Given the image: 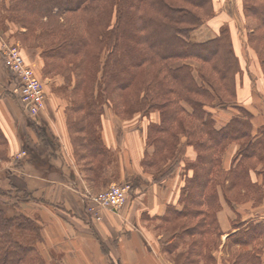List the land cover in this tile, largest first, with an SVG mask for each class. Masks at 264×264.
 I'll use <instances>...</instances> for the list:
<instances>
[{
  "label": "trees",
  "instance_id": "16d2710c",
  "mask_svg": "<svg viewBox=\"0 0 264 264\" xmlns=\"http://www.w3.org/2000/svg\"><path fill=\"white\" fill-rule=\"evenodd\" d=\"M243 1L247 15L264 26V0ZM10 3L8 17L25 30V35L41 40L45 45L42 55L49 64H68L80 71L74 91L86 84L87 95L76 102V111L83 115L75 118L71 127L83 133L79 142L90 157L99 159L95 172L108 159L99 133L104 110L98 108L97 100L102 94L117 114L112 95L121 96L134 88L128 112L148 115L160 111L159 121L150 122L147 128V142L154 151L147 153L143 165L155 167L157 181L172 176L182 160L185 172L192 171L182 188V209L169 206L167 215L201 216L207 232L215 230V225L218 229L219 188L231 206L240 203L229 193L234 189L243 192L246 201H262L263 186L253 176L264 174V128L255 133L253 113L235 103L242 69L228 29L222 26L215 38L205 42L192 39L194 31L215 16L214 0ZM254 34L255 30L250 37ZM263 35L260 38L264 41ZM143 67H147L145 73ZM215 109L233 111L229 122L220 128L212 111ZM43 132L53 142L49 131ZM181 143L194 147L195 159H185ZM233 143L239 144V149L231 167L225 169L223 156ZM33 152L29 150V154ZM4 193L8 195L0 189V195ZM40 231L31 217L19 214L9 218L0 211V264H48L35 246V238L30 244V234L38 238ZM203 233L198 231L199 236ZM235 241L242 242L239 238ZM197 249L202 255L204 246L198 244ZM190 258L189 254L185 264L193 262ZM245 260L256 264L254 257Z\"/></svg>",
  "mask_w": 264,
  "mask_h": 264
},
{
  "label": "crops",
  "instance_id": "0c3cea01",
  "mask_svg": "<svg viewBox=\"0 0 264 264\" xmlns=\"http://www.w3.org/2000/svg\"><path fill=\"white\" fill-rule=\"evenodd\" d=\"M227 2H230L229 8ZM214 7L215 16L203 26L204 31L198 30L197 34L213 35L219 32L223 21L231 22L240 13L239 0H214ZM242 65L237 101L253 113L254 131L258 133L264 128V103L256 106L254 101L264 98L262 77L254 64ZM0 104L3 107L0 109V128L8 149L6 158L0 161L4 169L11 171L9 176L16 181L15 187L27 189L33 194L31 201L26 204L31 206V218L41 228L38 238L34 237V244L48 264H171L159 254L158 245H155L148 232L151 230L148 223L150 219L163 218L169 206H173L176 211L182 209V188L187 175H192V171L185 172L184 160L172 176L162 181L155 180L141 165L145 152L154 151V147L147 143L146 127L143 130L135 128V125L121 128L112 112H107L101 121L99 133L108 159L101 164L98 172H95V168L100 165L98 158L91 161L93 166L90 170L79 171L71 165L70 150L66 143L70 134L65 111L53 109L50 102L47 104L52 111L49 110L51 123L56 127V138L50 132L52 129L49 131L53 142L43 132V129H47L45 126L37 128L44 140L42 146L47 153H51L49 157L45 150L42 153L41 146L39 154L34 149L33 154H29L9 103L0 97ZM212 111L217 128L228 123L233 115L231 110ZM55 139L58 148L51 145ZM132 144L140 151L136 153L134 147L135 151L130 155ZM238 149L239 144L233 143L225 152V169L231 167ZM185 150L186 159L196 158L193 147H185ZM132 170L136 174L133 176L134 182L130 184L129 206L117 213L95 204L92 197L98 191L107 189L111 184L125 183ZM253 178L263 186L260 203L249 201L231 206L219 188L221 208L218 220L222 230L221 246H225V249L222 247L214 253L218 264H233L230 259L238 248L243 253H254L256 264H264V174H254ZM238 217L243 221L241 226L233 225ZM253 231L256 233L252 234ZM234 238L242 242H236ZM249 239L251 241H247ZM242 264L250 263L244 259Z\"/></svg>",
  "mask_w": 264,
  "mask_h": 264
},
{
  "label": "rangeland",
  "instance_id": "374dc122",
  "mask_svg": "<svg viewBox=\"0 0 264 264\" xmlns=\"http://www.w3.org/2000/svg\"><path fill=\"white\" fill-rule=\"evenodd\" d=\"M10 2L11 0H0V97L5 98L9 103L8 105L11 114L18 126V130L23 138L25 147L29 150H36L35 152H37V154L40 153V146L42 148V153L43 150H45L42 146V142L44 140L43 137L40 136L41 133L37 130L38 127L43 125L47 128L48 131L52 129V131L50 132L55 137L54 130H56V127L51 123V117L49 116L51 110L48 108V102L51 103L53 109H60L65 111L66 125L70 134V139L67 138L66 143L70 150L71 165L73 166V168L76 167L79 171L85 169L90 170V168H92L93 166L91 165V161L93 160V158L90 157L88 149L85 148V146L81 145V143L79 142V139L81 138L83 133L77 132L76 129H73L71 127V122L75 121V118H82L83 115V112L76 111L77 109H75L74 106L77 104L76 102L85 100V97L87 95L86 84H82L76 91H74L76 86V79L79 78L78 76H81L80 71L76 68L72 69V65L68 64H51V61L49 64V61L42 55V51L45 45H42V43L40 42L41 40H35V38L25 35V30L8 17L7 7L11 4ZM239 2V16H235L231 22L223 21L220 26H225L226 29H228L234 52L241 64L242 72L244 66L242 64H254L257 72L262 77V83L264 86V41L262 38H260L261 34H264V26L262 25V22L257 18H253L252 16L247 15L244 9L243 0H239ZM226 4V6L229 8L230 2H227ZM3 6L5 8H3ZM230 16L232 17V13ZM210 19L204 21L203 25L194 31L192 35L193 41L205 42L217 36L218 32L213 35L207 36L206 33L204 35H201L199 33L197 34L198 30H200L201 32V30L204 29L203 26L205 24H208L207 22L210 21ZM253 30H255V34L250 37V34ZM5 44L18 45L21 49V54L26 65L32 66V68L35 70L42 81L46 101L44 107L40 109L37 116H32L27 110L26 106H24L20 102L19 98L14 93V89L16 87V79L10 69L6 67L3 53ZM39 45H42V48H40ZM52 62L54 63V61ZM191 63L194 66L198 65L196 61H191ZM142 71L145 73V71H147V67H143ZM242 72H240V76ZM134 94L135 89L130 88L121 93V96L112 95L113 103L116 104L118 108L117 114L112 110L110 102H106V99L103 98L101 94L97 100V105L99 109L103 108L104 113L100 115V118L102 121L107 112H112V115L117 118V125H120L121 128L122 126L131 127L132 125H135V128L143 130V127H146L147 137L148 125L150 124V122L159 121L160 111H155L152 114L148 115H145V113L143 112H138L135 114H133L131 111L128 112L129 108L127 107H129ZM235 103L239 104L237 98ZM263 103L264 98H261V100L256 99L254 101V104L256 106H261V104ZM1 104L0 109H3ZM97 119L98 118L96 117V120ZM91 120L95 119L92 118ZM57 139L58 141H60L58 137ZM5 141V135L0 128V159L6 158V155L8 153ZM57 143L58 142L56 139L54 140V143H52L54 144L55 148H58ZM132 146L133 147L130 151V155L131 153L133 155V151L135 150L136 153L140 151L139 148H136L134 144H132ZM185 146L186 145L181 146V148H183L181 149V151L185 150ZM134 147L136 148L135 150H133ZM147 153L148 152H145L144 157L141 161V165L146 173H150L154 177L155 173L157 172L155 167H146L145 165H143V159H145ZM45 154L49 156V154L51 153H47V150H45ZM4 167L5 166L0 161V169H4ZM6 170L8 169L0 171V189L8 193L7 196H3L5 195V193L0 195V211H3L9 218L16 217L19 214L31 217L30 214L32 209L31 206L26 204V202L31 201L33 194L29 190L26 191L27 189L23 190L21 187H15L16 181L13 179V177L9 176L11 174V171ZM135 174L136 173H134L132 170V174L129 175L127 181L121 184H131V182L133 181V176H135ZM98 192H101V190ZM229 193L233 195V199L238 200L240 203L249 202L246 201V196L243 195V192H239V190H229ZM130 199L131 198L129 196L125 204L115 212L120 213L121 210L129 206ZM171 215L173 214H165V217L159 219L157 217L150 219L148 223V227L151 228V230H148V232L151 234V238L155 241V245L157 243V245L159 246H157L159 254H161V256H163L165 260L171 264L187 263L186 260L189 254L191 256L189 260H193V264H218L217 257L214 253L216 251H219V249H221L222 247L223 250L225 249V246H221L222 230L218 220V211L216 213V223L218 225V229L216 230L217 226L215 225L213 227L215 230L209 229L207 230L208 233L205 231V228L202 224L201 216L183 215L179 217L175 216V218H173L171 217ZM241 223H243V221L238 217L233 225L241 226ZM201 226H203V229H201ZM241 228L243 229V227ZM201 230H203L204 233L203 235L199 236L198 231ZM34 237H36L34 234H30V244H32ZM233 240L235 241V238ZM247 241L251 240L249 239ZM198 244L200 247L204 246V249H202V255L201 249H197L198 251L195 250ZM190 251H193V253ZM247 256L254 257L255 254L245 252L243 253V250L238 248L233 251L230 260L233 264H242L243 260Z\"/></svg>",
  "mask_w": 264,
  "mask_h": 264
},
{
  "label": "built area",
  "instance_id": "2783aa9c",
  "mask_svg": "<svg viewBox=\"0 0 264 264\" xmlns=\"http://www.w3.org/2000/svg\"><path fill=\"white\" fill-rule=\"evenodd\" d=\"M6 67L15 76L14 93L26 106L32 116H37L45 105V92L42 81L32 66H27L18 45L5 44L3 48ZM130 184H111L107 189L95 194L92 199L101 208L117 211L127 201Z\"/></svg>",
  "mask_w": 264,
  "mask_h": 264
}]
</instances>
